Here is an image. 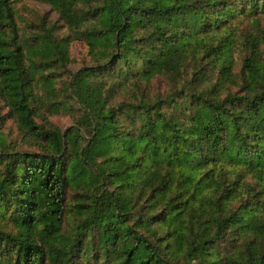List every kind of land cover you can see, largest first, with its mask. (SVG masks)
Returning a JSON list of instances; mask_svg holds the SVG:
<instances>
[{
    "label": "trees",
    "instance_id": "obj_1",
    "mask_svg": "<svg viewBox=\"0 0 264 264\" xmlns=\"http://www.w3.org/2000/svg\"><path fill=\"white\" fill-rule=\"evenodd\" d=\"M45 1L108 57L72 74L71 93L82 105L75 123L62 129L37 121L33 80L49 86L48 61L27 50L10 0H0V99L37 147L17 149L0 138V264H75L88 229L98 230L105 264H264L259 44H243L235 91L221 94L218 80L135 100L109 95L132 74L149 80L190 43L203 50L199 60L231 61L229 32L202 42L204 35L263 13L264 0ZM51 46L53 59L65 60L61 44ZM101 76L117 81L97 86ZM68 189L78 222L62 238Z\"/></svg>",
    "mask_w": 264,
    "mask_h": 264
},
{
    "label": "rangeland",
    "instance_id": "obj_2",
    "mask_svg": "<svg viewBox=\"0 0 264 264\" xmlns=\"http://www.w3.org/2000/svg\"><path fill=\"white\" fill-rule=\"evenodd\" d=\"M14 9L15 20L19 26L20 38L27 50L36 59L48 61L45 73L51 78L49 86L41 81L33 80V95L35 99V119L45 122V125H56L65 129L75 123L82 114V105L71 93L69 81L73 73L79 68L103 62L108 55L98 48H90L82 38L74 34L72 28L61 18L58 9L45 0H10ZM229 32L235 41L232 59L225 57L212 60L208 57L199 60L203 50L194 43L178 49L169 56V59L160 63V71L153 74L149 80L140 76H132L116 85L110 95L113 102L120 100H135L141 94L154 96L165 94L173 87L184 86L190 90L202 89L215 81L220 80L221 94L235 91L242 85L243 75L241 64L245 49L242 47L247 41H256L258 53L264 54V12L245 17H237L229 27L220 32L204 35V40H215L218 35ZM48 38H44V37ZM54 40L61 44L64 58L61 63L53 59L52 46ZM44 39L48 41L45 42ZM157 51L152 50L151 56ZM256 77L254 68L247 69L246 79L253 82ZM97 86L109 87L114 78L101 76L94 79ZM0 138L10 147L17 149H36L33 140L26 139L18 130L17 122L8 106L0 99ZM67 208L62 224V238L72 236L78 222L74 211L70 210L73 203V190L66 193ZM237 201L234 202V204ZM98 230L88 229L84 235V247L74 256L75 264H105L106 256L98 245ZM240 241V239H239ZM232 241L226 244V249L233 247ZM86 244V246H85Z\"/></svg>",
    "mask_w": 264,
    "mask_h": 264
}]
</instances>
